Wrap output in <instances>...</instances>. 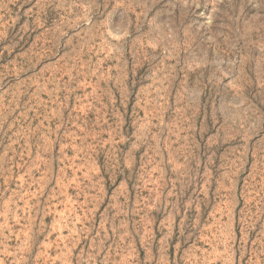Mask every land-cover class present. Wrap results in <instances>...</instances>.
I'll use <instances>...</instances> for the list:
<instances>
[{
	"label": "rangeland",
	"instance_id": "1",
	"mask_svg": "<svg viewBox=\"0 0 264 264\" xmlns=\"http://www.w3.org/2000/svg\"><path fill=\"white\" fill-rule=\"evenodd\" d=\"M0 264H264V0H0Z\"/></svg>",
	"mask_w": 264,
	"mask_h": 264
}]
</instances>
